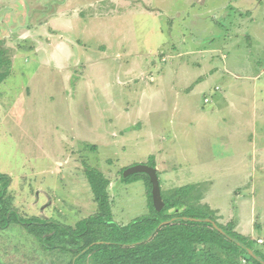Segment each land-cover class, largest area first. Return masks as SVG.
Wrapping results in <instances>:
<instances>
[{"label": "rangeland", "instance_id": "rangeland-1", "mask_svg": "<svg viewBox=\"0 0 264 264\" xmlns=\"http://www.w3.org/2000/svg\"><path fill=\"white\" fill-rule=\"evenodd\" d=\"M0 49L9 207L75 226L100 211L96 168L127 224L153 207L124 168L155 164L164 196L190 184L194 212L264 250V0H0ZM61 263L0 229V264Z\"/></svg>", "mask_w": 264, "mask_h": 264}, {"label": "trees", "instance_id": "trees-1", "mask_svg": "<svg viewBox=\"0 0 264 264\" xmlns=\"http://www.w3.org/2000/svg\"><path fill=\"white\" fill-rule=\"evenodd\" d=\"M3 54L0 49V65L6 66L0 71V82L11 66ZM150 161L154 162L151 156ZM86 174L100 211L69 226L52 218L21 216L9 207L5 198L12 179L0 172V229L21 224L46 253L62 256L61 264H264V250L258 248L257 240L219 224L211 208L201 214L194 212L197 207L190 184L173 188L165 196L161 189L165 206L157 211L150 177L141 173L149 181L153 212L121 224L112 218L108 179L96 168H89ZM132 176L123 178L130 180ZM184 217L211 218L225 232L211 222ZM172 218L175 220L159 227Z\"/></svg>", "mask_w": 264, "mask_h": 264}, {"label": "water", "instance_id": "water-1", "mask_svg": "<svg viewBox=\"0 0 264 264\" xmlns=\"http://www.w3.org/2000/svg\"><path fill=\"white\" fill-rule=\"evenodd\" d=\"M135 173H146L149 175L151 183H152L153 204H154L157 211H161L165 206V202H164L163 197H162L161 184H160L157 168L152 167L150 165H146V164H136V165L127 167L124 170L123 175H124V177H127V176H130V175L135 174ZM184 218L189 219V220H193V221L204 220L206 222H211L215 226V228H217L219 231H221L223 233L225 232L215 221H213L210 218H205V219H199V218H193V217H184ZM173 220H175V218H172L171 220L164 221L160 224L159 227H161L162 225H165L167 223H170ZM246 250L251 255L256 257V255L254 254V252L251 248L246 247ZM261 261L264 263V260H261Z\"/></svg>", "mask_w": 264, "mask_h": 264}, {"label": "built area", "instance_id": "built-area-1", "mask_svg": "<svg viewBox=\"0 0 264 264\" xmlns=\"http://www.w3.org/2000/svg\"><path fill=\"white\" fill-rule=\"evenodd\" d=\"M207 100V99H206Z\"/></svg>", "mask_w": 264, "mask_h": 264}]
</instances>
